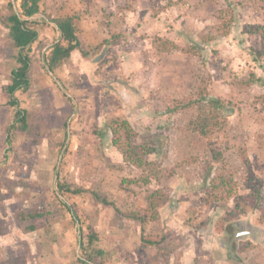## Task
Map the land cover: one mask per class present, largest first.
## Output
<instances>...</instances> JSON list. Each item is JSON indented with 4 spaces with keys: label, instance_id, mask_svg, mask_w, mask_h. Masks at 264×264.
Returning a JSON list of instances; mask_svg holds the SVG:
<instances>
[{
    "label": "rangeland",
    "instance_id": "374dc122",
    "mask_svg": "<svg viewBox=\"0 0 264 264\" xmlns=\"http://www.w3.org/2000/svg\"><path fill=\"white\" fill-rule=\"evenodd\" d=\"M40 5L45 18L76 16L80 48L53 72L58 86L44 57L60 33L39 20L29 86L14 94L27 126L11 130L15 114L5 87L17 48L0 25V264H82L77 256L83 253L101 264H182L184 254L188 264H264V44L242 31L248 23L264 25V0ZM8 13V0H0V17ZM225 25L227 35L221 34ZM200 92L227 103L223 129L209 139L189 124L198 107L186 103ZM115 117L128 119L135 141L154 148L147 167L124 161L112 144L106 123ZM212 151L221 153L215 171L232 176L239 192L249 167L262 179L263 212L239 215L221 231L215 223L234 201L210 208L200 202ZM145 175L152 177L148 184ZM59 184L83 191L61 193ZM156 188L169 196L156 220L143 227L123 215L143 207ZM92 191L111 204L95 201ZM38 205L46 211L42 217L16 218L17 210ZM142 232L164 233L162 247H143Z\"/></svg>",
    "mask_w": 264,
    "mask_h": 264
},
{
    "label": "trees",
    "instance_id": "16d2710c",
    "mask_svg": "<svg viewBox=\"0 0 264 264\" xmlns=\"http://www.w3.org/2000/svg\"><path fill=\"white\" fill-rule=\"evenodd\" d=\"M40 4L41 0H20L19 10L15 11L12 0H8L9 13L5 18L0 17V25L3 24L7 28L8 38L12 41L14 47L17 48V53L15 55L16 65L11 71V82L5 87L6 93L10 95L8 104L14 107L15 114V123L10 124L9 127L11 130L17 123H21L23 129L27 126V112L25 109L19 107L18 100L14 94L17 90H26L29 86L30 78L28 76V70L31 63L29 52L31 44L38 38V31L35 29V25H39V20L45 23L46 21H50L60 33V39L51 45L49 52L44 57V64L48 72L49 70L55 72L70 58L73 50L80 48L75 22L76 16L59 15L56 17H47L48 19L45 17L33 19L20 18V16L29 17L32 14L43 12ZM228 31L229 28L225 25L222 27L221 34L227 35L229 33ZM242 31L250 34H258L264 44L263 24L248 23L244 25ZM82 54L85 55L86 52H82ZM53 82L57 84L56 81ZM66 98L71 99L67 95ZM189 104H196L198 107V114L194 119L189 121V124L203 137L209 139L211 134L218 133L223 129V120L225 118L223 110L227 103H225L222 98L213 97L207 93L200 92L199 96L195 99H190L186 103V105ZM106 129L111 131V142L121 152L124 161L140 168L144 166L147 167L150 164L146 156L153 153L154 148L145 142L138 143L135 141L137 133L128 119H121L118 117L111 118L106 123ZM103 131H105V129L100 130L99 133ZM220 159L221 153L219 151H212L211 164H209L207 169V171L210 172L209 174L207 173L205 185L203 187L205 193L200 198L201 205L206 208H210L216 203L230 198L234 201L233 208L228 210L222 218L216 221L215 228L218 231L223 229L225 223L231 222L239 215L246 214L252 210L263 212L261 205L263 198L262 179L254 174L249 167L244 190L243 192H239V188L232 176L228 177L224 172L215 171L219 167L214 166L213 163L218 162ZM151 179L152 177L148 175L141 177L143 184H148ZM64 191L80 194L83 190L70 189L69 186L59 184V192L64 193ZM91 194L95 201L107 205L111 204L107 197L101 196L97 191H92ZM168 198V192L165 190L160 188L153 189L145 196V205L143 207L130 210L123 213V215L130 220L139 222L141 226L144 227V224L149 221H154L159 217L158 209L167 202ZM67 208L73 219L78 222L79 219L76 211H74L71 206H67ZM44 214H46V211L42 205L23 208L15 212L16 218L21 221L39 218ZM31 228H33V226H31ZM81 230L80 228V231ZM94 237L95 236L91 234L89 236L90 241L94 239ZM164 240V233L148 234L142 232L140 234V242L143 247L161 248ZM82 250H84L83 244ZM97 252L100 254L102 251L98 250ZM83 256L84 257L77 256V260L82 264H101L100 262L94 263L90 255L83 253Z\"/></svg>",
    "mask_w": 264,
    "mask_h": 264
},
{
    "label": "water",
    "instance_id": "95a60500",
    "mask_svg": "<svg viewBox=\"0 0 264 264\" xmlns=\"http://www.w3.org/2000/svg\"><path fill=\"white\" fill-rule=\"evenodd\" d=\"M13 3H14V0H13ZM37 15L44 16L42 13L38 12V13L32 14V15L29 16V17L20 16V18H22V19H33V18H36ZM55 42H56V41H55ZM74 42H75V41H74ZM49 73H50V75L53 76L54 81H56L57 84H58L60 87H62V85H61V83L59 82V80L54 76L53 71H50V70H49Z\"/></svg>",
    "mask_w": 264,
    "mask_h": 264
},
{
    "label": "crops",
    "instance_id": "0c3cea01",
    "mask_svg": "<svg viewBox=\"0 0 264 264\" xmlns=\"http://www.w3.org/2000/svg\"><path fill=\"white\" fill-rule=\"evenodd\" d=\"M12 3H13V1H12ZM15 9V8H14ZM17 9H15V11H16ZM42 17H44V16H42ZM35 29H37L36 28V26H35ZM151 70L153 69V68H150ZM241 229V231L238 233L241 237H243L244 236V233H245V231H243L242 230V228H240ZM252 229H250V231H251ZM247 233V232H246ZM255 236L254 235H252V238H254ZM187 258H189V257H186L185 256V254H184V256H182V264L185 262V263H187ZM184 261V262H183ZM165 264H172V262L171 261H169V262H165ZM188 264V263H187Z\"/></svg>",
    "mask_w": 264,
    "mask_h": 264
},
{
    "label": "flooded vegetation",
    "instance_id": "af4514ba",
    "mask_svg": "<svg viewBox=\"0 0 264 264\" xmlns=\"http://www.w3.org/2000/svg\"><path fill=\"white\" fill-rule=\"evenodd\" d=\"M238 237H241L240 235H238Z\"/></svg>",
    "mask_w": 264,
    "mask_h": 264
}]
</instances>
